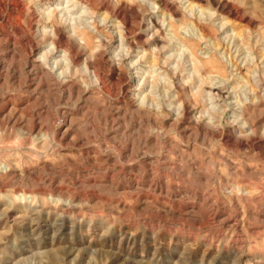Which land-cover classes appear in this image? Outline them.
Returning <instances> with one entry per match:
<instances>
[{"label":"rangeland","instance_id":"374dc122","mask_svg":"<svg viewBox=\"0 0 264 264\" xmlns=\"http://www.w3.org/2000/svg\"><path fill=\"white\" fill-rule=\"evenodd\" d=\"M0 264H264V0H0Z\"/></svg>","mask_w":264,"mask_h":264},{"label":"bare ground","instance_id":"6f19581e","mask_svg":"<svg viewBox=\"0 0 264 264\" xmlns=\"http://www.w3.org/2000/svg\"><path fill=\"white\" fill-rule=\"evenodd\" d=\"M119 31V30H118ZM120 32V31H119ZM51 45V44H50Z\"/></svg>","mask_w":264,"mask_h":264}]
</instances>
